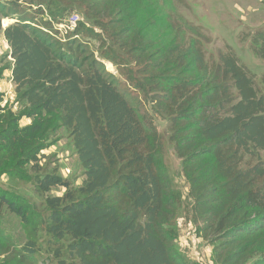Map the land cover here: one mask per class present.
Listing matches in <instances>:
<instances>
[{
    "label": "trees",
    "instance_id": "16d2710c",
    "mask_svg": "<svg viewBox=\"0 0 264 264\" xmlns=\"http://www.w3.org/2000/svg\"><path fill=\"white\" fill-rule=\"evenodd\" d=\"M75 5L145 104L132 103L78 41L48 32ZM190 14L187 0H0L10 49L0 81L11 72L16 95L0 108V179L44 198L40 207L0 186V264H40L44 244L57 264H191L172 229L181 209L211 247V264H264V93L229 46L208 56L212 41ZM5 19L16 22L3 29ZM246 43L264 61V28ZM156 118L169 124L188 203ZM63 129L85 171L75 190L42 167ZM55 189L65 193L49 195ZM7 213L24 227L23 247L5 235Z\"/></svg>",
    "mask_w": 264,
    "mask_h": 264
},
{
    "label": "rangeland",
    "instance_id": "374dc122",
    "mask_svg": "<svg viewBox=\"0 0 264 264\" xmlns=\"http://www.w3.org/2000/svg\"><path fill=\"white\" fill-rule=\"evenodd\" d=\"M192 8L190 14L193 20L206 29L207 35L211 39V44L207 48V54L216 57L218 51L225 52L226 46H229L239 58L243 65L254 78L255 84L259 91L264 93V61L256 58L250 49L249 37L258 29L264 28V0H187ZM173 8L179 13L181 5L171 3ZM72 11L64 12L63 18L59 21L69 23L71 16L78 15L79 22L74 31H61L58 22H48V32L62 42L78 41L83 45L90 54L99 62L103 63L109 75L113 76L119 83V89L127 94L132 103L145 104L144 96L136 91L128 81L123 70L127 67L115 64L111 56L105 58L102 54L100 43L96 40V35L100 31L96 26L87 21L84 17V11L77 5L70 8ZM62 16V15H61ZM195 20V21H196ZM45 22L47 20H44ZM15 20H3V29L14 24ZM61 22V23H62ZM81 24L86 25L78 33L76 30ZM241 36V37H240ZM10 53L7 42L0 32V57ZM11 62V58L5 60V63ZM9 62V63H10ZM0 93L4 94V100L0 103V108L6 104L13 105L16 101L15 86L12 83V74L7 73L3 80L0 81ZM149 107V106H148ZM27 123L24 121V124ZM155 124L162 136L165 161L169 173L173 179L176 189L180 192L186 203L188 186L182 173L181 160L177 157L173 145L169 141V124L160 118L155 119ZM58 142L49 150L43 152L45 158L42 159V167L47 172H58L61 174L75 190L84 183V169L80 164L76 150L73 146L71 134L68 130L63 129L59 132ZM264 156V154H263ZM0 186L8 191H15L25 195L32 202L37 203L40 207L43 205L44 198L36 193L33 186L20 181H9L7 178L0 179ZM64 189H55L49 195L63 196ZM187 216L180 210L177 219L172 225L176 232V247L191 264H211V247L196 238L194 229L187 224ZM2 228L5 235L10 239V243L16 247L25 245V231L20 220L11 214H6L3 218ZM42 239V238H41ZM47 246V244H44ZM46 246L39 255L40 264H57L55 258L50 255Z\"/></svg>",
    "mask_w": 264,
    "mask_h": 264
},
{
    "label": "built area",
    "instance_id": "2783aa9c",
    "mask_svg": "<svg viewBox=\"0 0 264 264\" xmlns=\"http://www.w3.org/2000/svg\"><path fill=\"white\" fill-rule=\"evenodd\" d=\"M79 22V17L78 15H73L71 16L69 23L63 22V24L59 25L60 30L62 29L61 26H64L63 30H72L74 31L75 28L77 27V24ZM61 30V31H63Z\"/></svg>",
    "mask_w": 264,
    "mask_h": 264
},
{
    "label": "crops",
    "instance_id": "0c3cea01",
    "mask_svg": "<svg viewBox=\"0 0 264 264\" xmlns=\"http://www.w3.org/2000/svg\"><path fill=\"white\" fill-rule=\"evenodd\" d=\"M8 73H11V72H8Z\"/></svg>",
    "mask_w": 264,
    "mask_h": 264
}]
</instances>
